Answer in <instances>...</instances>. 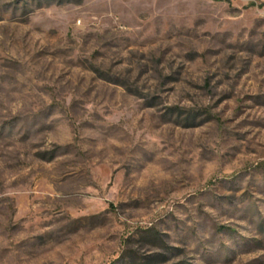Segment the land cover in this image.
Returning a JSON list of instances; mask_svg holds the SVG:
<instances>
[{"label":"rangeland","instance_id":"obj_1","mask_svg":"<svg viewBox=\"0 0 264 264\" xmlns=\"http://www.w3.org/2000/svg\"><path fill=\"white\" fill-rule=\"evenodd\" d=\"M0 264H264V0H0Z\"/></svg>","mask_w":264,"mask_h":264}]
</instances>
